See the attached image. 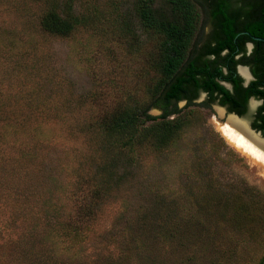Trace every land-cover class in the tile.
<instances>
[{
    "label": "rangeland",
    "instance_id": "1",
    "mask_svg": "<svg viewBox=\"0 0 264 264\" xmlns=\"http://www.w3.org/2000/svg\"><path fill=\"white\" fill-rule=\"evenodd\" d=\"M145 7L171 10L169 0H0V81L26 66L29 103L49 109L39 121L54 125L14 187L27 189L15 228L32 234L16 246L0 233V264L264 263V164L222 137L214 107L180 103L172 130L132 152L112 147L114 117L136 114L140 125L129 121L142 133L160 120L152 106L166 38L141 19ZM48 10L74 19L70 35L41 30ZM106 141L110 154L99 151ZM97 166L110 175L108 194L73 209L88 185L68 182Z\"/></svg>",
    "mask_w": 264,
    "mask_h": 264
},
{
    "label": "trees",
    "instance_id": "2",
    "mask_svg": "<svg viewBox=\"0 0 264 264\" xmlns=\"http://www.w3.org/2000/svg\"><path fill=\"white\" fill-rule=\"evenodd\" d=\"M234 1L238 6L264 8V0H169L170 11L155 12L147 7L142 10L141 19L159 30L166 38L165 60L162 67L164 77L160 84L159 94L152 106L161 113L160 120L156 126L158 129L152 127L142 133L137 127V131L134 130L131 126L133 122L129 121L132 119L135 125L139 126L137 121L141 120L136 117V114L114 117V127L109 132L110 135L118 134V136L112 147L116 144H119L121 148L129 146L128 151L132 152L135 146H142L146 140L145 137L154 136L153 133L160 129L169 131L178 126L179 119L169 120V117L180 113L178 102L185 100L186 107L194 105V100L198 97L200 90L209 92L211 96L217 86L214 82L215 61L205 60L203 53H199V43L195 40L199 23L198 8L207 6L215 10L232 6ZM258 22L264 25V18L259 19ZM73 23L72 17L65 18L55 10H48L41 16L39 25L41 30L51 37H65L71 34ZM262 33H264V26L260 27L258 35ZM214 52V49H208V53L215 54ZM22 66V64L18 66L19 70L15 75L21 71ZM23 67L26 68V66ZM15 75L0 81V213L9 210L14 213V217L9 220V226L0 222V233L9 231L8 234L17 246L19 242H22V238L32 233H29L28 227L15 228V225H21L18 218L23 217H17V215L19 216L21 213L18 212L23 210L20 209V204L26 197L27 189H24V186L14 187L17 180L22 179L23 181V178L27 177L26 167L31 168V163L37 158L38 149L45 144L39 133L50 126L54 128V125L39 121L48 112L50 113V110L44 106L30 104L28 94L25 93L28 84L26 74ZM144 115L145 112L141 116L144 118ZM127 128H132L134 132H127ZM52 140L54 138H51ZM221 141L224 142L222 139ZM107 144L106 141L104 147L99 150L100 153L110 154ZM25 159H29L30 163L26 164ZM91 159L93 160V157ZM97 168L102 169L103 167L97 166ZM80 172V174L76 173L72 181L67 184L71 187L80 182L88 185L81 197L74 198L72 207L79 211L82 209V203L108 194L110 177L104 170L100 174H92L86 170L85 172L80 170ZM85 207L87 208L86 205ZM234 207L235 210H242V206L234 205ZM59 228L58 225L53 228V231L56 232L55 230ZM36 230L37 228H34V232Z\"/></svg>",
    "mask_w": 264,
    "mask_h": 264
},
{
    "label": "flooded vegetation",
    "instance_id": "3",
    "mask_svg": "<svg viewBox=\"0 0 264 264\" xmlns=\"http://www.w3.org/2000/svg\"><path fill=\"white\" fill-rule=\"evenodd\" d=\"M235 4L234 1L232 6L215 10L198 8L195 40L203 59L215 61L217 86L211 96L200 90L194 104L202 97L199 105L205 109L214 107L219 123L229 120L233 126H240L242 121L264 138V33L258 35L264 26L258 22L264 18V8ZM209 48L215 54L208 53ZM180 103L186 105L185 100L178 106Z\"/></svg>",
    "mask_w": 264,
    "mask_h": 264
},
{
    "label": "bare ground",
    "instance_id": "4",
    "mask_svg": "<svg viewBox=\"0 0 264 264\" xmlns=\"http://www.w3.org/2000/svg\"><path fill=\"white\" fill-rule=\"evenodd\" d=\"M222 118L223 116L219 114V119ZM217 129L222 137L238 152L259 161L260 164H264V141L250 137L244 125L233 126L227 120L226 123H217Z\"/></svg>",
    "mask_w": 264,
    "mask_h": 264
},
{
    "label": "water",
    "instance_id": "5",
    "mask_svg": "<svg viewBox=\"0 0 264 264\" xmlns=\"http://www.w3.org/2000/svg\"><path fill=\"white\" fill-rule=\"evenodd\" d=\"M201 100H202V97H201L199 100H197L196 102L199 103V102H201ZM183 104H184V103H183ZM240 122L244 125L245 130L247 131V133H248L251 137H255V138L258 139V140H262V141H264V138L261 137L260 133H256L254 130H252V128H251L247 123L242 122V121H240Z\"/></svg>",
    "mask_w": 264,
    "mask_h": 264
}]
</instances>
